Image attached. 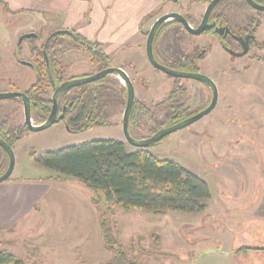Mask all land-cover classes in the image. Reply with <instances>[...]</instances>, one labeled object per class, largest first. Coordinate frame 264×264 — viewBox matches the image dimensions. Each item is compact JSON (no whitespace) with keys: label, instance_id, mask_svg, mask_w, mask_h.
<instances>
[{"label":"rangeland","instance_id":"obj_1","mask_svg":"<svg viewBox=\"0 0 264 264\" xmlns=\"http://www.w3.org/2000/svg\"><path fill=\"white\" fill-rule=\"evenodd\" d=\"M207 1L192 5L189 12L186 6L189 0H178V4L167 0L168 5L158 8L143 25L140 50L115 56L114 66L124 65L135 86L137 100L153 109L159 122H165L170 115L168 107L162 103L172 91L175 79L149 64L146 58L148 35L145 33L159 17L172 12L192 17L195 24L200 23ZM241 7V10H233L236 15L246 13ZM54 29L55 24L48 16L28 11L12 13L0 4V88L16 92L15 87H18L24 91L36 82L35 71L18 65L16 59H35L28 53H32L34 46L41 48ZM177 31L176 28L168 30L157 42L156 51L162 60L168 57L165 52L169 48L192 51L197 44L202 50L205 39H194ZM29 33L39 37L19 46L20 38ZM63 42L58 50L69 70L67 78L98 73L99 67L90 64L84 51L69 41ZM252 54L255 58L230 59L213 47L197 65L218 86L216 109L148 148L156 157L175 161L208 184L211 196L204 211L154 213L124 210L104 202L99 210L92 200L93 192L79 180L58 176L36 163L34 152L41 154L94 140H121L128 151L136 150L127 142L122 129L125 100V104L109 108L110 126H96L85 133L74 134L59 119L46 130L26 132L15 144V169L9 180H42L47 190L42 217L39 216L40 225H33L38 217L28 226L22 225L21 235H13L9 240L15 248L10 243L5 244L1 236L0 245L12 248L27 264H70L74 248L79 247L76 254H80L86 241L93 247L88 258L92 264H111L115 254L106 247L104 250L100 226V217H103L106 227L126 247L128 260L136 259L138 264H191L190 261L198 259L196 264H250L236 258L232 250L251 243V237L255 246H264V52L256 50ZM256 56L261 59L257 60ZM179 84L182 95L178 104L188 107L189 111L199 110L211 102L212 92L207 87L191 79H181ZM0 103H5L0 119L10 118L12 126L24 123L19 102L10 99ZM131 131L139 140L154 135L152 123L145 117L133 125ZM49 177L56 180H46ZM253 213H257L255 219L261 222L258 226L262 230L247 218Z\"/></svg>","mask_w":264,"mask_h":264},{"label":"trees","instance_id":"obj_2","mask_svg":"<svg viewBox=\"0 0 264 264\" xmlns=\"http://www.w3.org/2000/svg\"><path fill=\"white\" fill-rule=\"evenodd\" d=\"M177 24L173 22L170 27L178 29L175 26ZM177 32L180 33L179 29ZM52 37L60 41L64 40L63 37L68 38L88 55L91 63L99 67V71L114 65V59L98 43L74 31H59ZM160 37L159 32L155 45ZM49 50L53 51L54 57L46 51L48 59L39 61L36 82L27 91L36 124L44 123L51 113L54 92L52 81L59 83L65 79L64 67L56 59L54 46ZM175 54L182 61L184 54ZM181 95L182 92L174 90L162 105L177 104ZM125 100L127 90L120 80L106 76L98 82L74 88L61 95L58 102L62 106L63 118L60 120L74 134L85 133L96 126H110L109 108L114 104H125ZM142 117L152 123L153 132L176 122L174 118L165 122L157 121L153 109L136 101L130 116V126L140 122ZM28 131L26 125L12 126L8 117L0 119V138L12 148ZM33 157L37 164L58 173V176L75 178L88 187L94 194L92 200L99 210L104 202L124 210L201 212L206 209V202L211 196L209 186L203 179L175 161L160 159L148 149L128 151L121 140H94L41 154L34 152ZM8 166V155L0 147V176ZM100 226L106 250L115 254L111 264H138L136 259L128 260L126 247L106 227L103 217H100ZM0 264L27 263L8 250H0Z\"/></svg>","mask_w":264,"mask_h":264},{"label":"crops","instance_id":"obj_3","mask_svg":"<svg viewBox=\"0 0 264 264\" xmlns=\"http://www.w3.org/2000/svg\"><path fill=\"white\" fill-rule=\"evenodd\" d=\"M0 4L12 13L28 11L37 16H48L55 24L53 32L74 31L89 41L98 43L114 61L117 53L140 50L144 39L143 25L158 8L168 5L167 0H0ZM135 54L133 53V56ZM46 190L42 180L29 182L17 178L0 184V236L5 244L10 243L13 248V243L9 241L11 236L21 235L22 225L28 226L36 217L38 218L33 225H40L39 216L42 217L41 208ZM256 215L257 213H253L247 218L253 222L252 225L258 226L261 222H256ZM258 229L262 230L260 226ZM77 233L84 235L82 232ZM251 238V243L233 248L232 251L236 258H242L250 264H264V246H255L254 238ZM12 248L0 245V250H8L11 253ZM92 248V245L85 241L82 252L76 254L79 247H75L70 264H92L88 259L92 255ZM198 260H192L190 263L196 264ZM235 262L238 261L235 259Z\"/></svg>","mask_w":264,"mask_h":264},{"label":"flooded vegetation","instance_id":"obj_4","mask_svg":"<svg viewBox=\"0 0 264 264\" xmlns=\"http://www.w3.org/2000/svg\"><path fill=\"white\" fill-rule=\"evenodd\" d=\"M170 1L173 2V4L174 3L178 4V1L177 2H175L173 0H170ZM211 1L212 0H208L206 2L204 14L202 15L201 21L198 24H195V20H193L192 17H189V16H186V15L182 14L187 19V22L189 23L190 27L193 30L194 29H198L202 25L203 20H204V16H205V13H206V10H207V7L211 3ZM252 1H253V3H255V5L264 7V0H252ZM203 3H205V0H198V1L189 0V2L187 3L186 6H187V9L189 10V12H191L192 5H196L197 6V5H202ZM255 5L251 4L247 0H222L221 2H219L216 5L214 10L212 11V13H211V15L209 17L208 23H207L208 26H207L206 30L203 33L199 34V35H195V34L191 33L190 31H188L184 27V25L182 23H180L178 21H175V20H170V21H167V22L163 23L160 26V28L158 29V32L156 34V37H157V35L160 32V36H161L160 39L162 38L163 35H165V33L168 30L174 29V27H170V24H173V22H176L178 24L175 25V26L179 29L180 33H182V34L184 33L186 36L193 37L194 39L203 38V39H205V41H204L205 43L203 44L202 50H200L198 48L197 44L194 46L192 51H190V50L186 51V50H181V49L180 50L179 49L178 50H174L172 48H169L165 52L167 54V56H168V57L165 56L166 57L165 60H162V58L158 55V53L156 51V45L154 43V47H155L154 55H155V58L157 59V61L160 64H162V65H164V66H166V67H168L170 69H173V70H176V71L191 72V73H201V74L206 75L207 77H209L212 80H213V78H211L208 74H206L205 72H202L199 69V67L197 65V62L198 61H202L203 58L205 57V55H207L208 53L211 52V49L213 47H216L219 51H221V53H226L230 57V59H244V58H247V57L255 58V55L252 54L254 51L257 50V51H263L264 52V10L257 9ZM241 6H243L245 8L246 13H244V14H242L240 16L236 15L233 10H236V9L241 10L242 9ZM239 7H241V8H239ZM176 13H178V12H176ZM179 14H181V13H179ZM154 23L152 24V27H153ZM152 27H151V29H152ZM57 32H59V31H56V32L52 33L46 39V41L43 43L41 48H38L36 46L32 47V53H28V55H29L30 58L32 56H34L35 59L33 58L30 61H27L28 59L27 60H23L21 58L19 60L16 59L17 60L16 63L18 65L26 66L27 68H30L31 70L35 71L36 77H37V67H38L39 61H42L44 58L46 60L48 59V54L46 53L47 50H48V53H51V56H53V51L49 50V48L54 46V54L57 55L56 59L58 60L59 63H61V66L64 67L63 71H64L65 79L64 80H60V78H59L58 79V81L60 80L59 83H57L56 80L52 81V84H53V87H54V92L52 93V97H53L56 89L59 86H61L63 83H65V82H67L69 80H72V79H77V78H74V77L73 78H67L66 74H67V72H69V70H67L66 64H64L63 60L61 59V53H59L60 49L58 50V48H60L62 46V44L64 43L63 41H69V42H71V41L68 38H65V37H63L64 40H61V41L58 40V39H54L52 36H53V34H55ZM149 32L150 31L146 32V33H148L147 35H149ZM260 36L263 38L262 40L259 38ZM25 41H27V40H24L22 42V44ZM175 53H183L184 54V58L182 59V61H179L176 58L177 54H175ZM146 58H147V55H146ZM256 59L260 60L261 58L259 56H256ZM90 64L93 66L91 61H90ZM123 66H124L123 64H119L118 66H114L113 65L111 67H121L124 70ZM106 69H108V68H106ZM103 70H105V69H103ZM103 70H101V71H103ZM101 71H98V73L101 72ZM160 72H162V71H160ZM113 77L119 79L121 84L126 88V85L124 84V82H123V80L121 78H119L117 76H113ZM168 77L175 79V84L173 85V88H172V91L170 92V94L174 90L182 92L181 89H180L181 86L179 84V80H181V79H176V78L171 77V76H168ZM193 81L203 85L204 87H207L212 92V90L210 89L209 86H207V85H205V84H203L201 82H198L196 80H193ZM131 82H132V80H131ZM214 83L216 84L215 81H214ZM14 86H15V84H14ZM133 86H134V84H133ZM216 86H217V84H216ZM15 88L18 89L16 92L24 93L26 95H27V91L29 90V89H27V90L22 91L18 87H15ZM134 88H135V86H134ZM217 88H218V86H217ZM71 90H69V91H71ZM126 90H127V88H126ZM218 91H219V89H218ZM4 92H8V91H5L3 89V87L0 88V93H4ZM135 98H136V90H135ZM212 98H213V93H212ZM127 99H128V92H127ZM15 101L19 102L20 105L22 106L23 118L25 119V117H24V109H23L24 107H23V103H22L21 99L15 98ZM58 101H59V99H58ZM136 101H138L137 98L135 99V102ZM138 102H140V101H138ZM31 103H32V101H31ZM140 103H142V102H140ZM210 103L208 105H206L205 107H203V108H201L199 110H196L194 112L189 111V108L185 107L181 103L180 104L177 103L175 105L174 104H172V105L170 104L169 106H167L170 115H168V117L166 118V121H168L170 118H174L176 122L174 124H172V125L167 124V127L173 126V125H175V124H177V123H179V122H181L183 120H186V119H188V118L200 113L201 111L206 109L210 105ZM0 105H1L0 106V112L4 111L5 108L2 107L3 103H0ZM181 105H182V107H181ZM58 106H59V102H58ZM31 108H32V106H31ZM178 108H180V109H178ZM61 113H62V106H59L58 117H61ZM32 120H33V123L36 124L35 117H34V114H33V110H32ZM19 125H26L25 121H24L23 124H19ZM36 125H40V124H36ZM122 126H123V122H122ZM131 128H132V126L129 125V130H130V133L132 135ZM159 130H161V129H159ZM158 131H156V132H158ZM156 132H154V134Z\"/></svg>","mask_w":264,"mask_h":264},{"label":"water","instance_id":"obj_5","mask_svg":"<svg viewBox=\"0 0 264 264\" xmlns=\"http://www.w3.org/2000/svg\"><path fill=\"white\" fill-rule=\"evenodd\" d=\"M173 1L177 2L178 0H173ZM221 1L222 0H212L211 1L209 6L207 7L203 23L198 29L193 30L190 27L189 23L187 22V19L183 15L176 13V12H173V13H168V14H165V15L159 17V19H157V21L154 23L152 29L150 30L149 35L147 37V42H146V55H147V59H148L149 63L155 69L162 71L163 73H165L168 76L174 77L176 79H192V80H196L198 82H201V83L209 86L210 89L212 90L213 98H212L210 105L206 109L201 111L200 113H198V114H196V115H194V116H192L186 120H183V121H181V122H179L173 126L162 128L161 130H159L158 132H156L154 135H152L149 138L139 140V139L134 138L130 133V130H129L130 116H131V112H132L133 106L135 104V99H136L135 98V88H134L133 83L131 82L129 76L121 67H110V68L105 69V70H103V71H101L95 75L84 77V78L72 79V80H69V81L63 83L61 86H59L56 89V91L52 97L53 106H52L51 113H50L49 117L47 118V120L44 123H42L40 125H35L33 123L32 108H31L32 103L26 94L20 93V92L0 93V101L10 100V99H15V98L21 99V101L23 103V107H24L23 109H24V117H25L26 126L32 132H40V131L46 130L49 127L53 126L59 119L63 118V116L58 117V109H59L58 99L63 93H65V92H67L73 88H76V87H80V86H83L86 84H91V83L97 82L106 76H117L123 80L124 84L126 85L127 92H128L127 106H126V109L124 112L123 126H122L125 139L127 140V142L130 145L134 146L137 149H148V148L160 143L161 141H163L165 138L169 137L170 135H172V134H174V133H176L182 129H186V128L190 127L191 125L198 122L199 120H201L205 116L209 115L216 108L218 101H219L218 88H217L216 84L214 83V81L212 79H210L209 77H207L206 75L201 74V73L176 71V70L170 69V68L160 64L157 61V59L155 58V55H154V43H155V38H156V34L158 32V29L160 28V26L163 23L170 21V20H175V21L182 23L184 25V27L188 31H190L191 33H193L195 35H199L206 30V28L208 26L207 23H208V20H209V17L211 15L212 11L216 7V5ZM247 1L250 2L251 4L255 5V3H253L252 0H247ZM255 6L257 9L264 10V7L257 6V5H255ZM38 37L39 36L36 33L25 34L20 38L19 45H21L24 40L37 39ZM0 147L3 148V150L7 153L8 158H9V166H8L6 172L0 176V184H2L4 182L8 181L14 172L15 154H14L13 148L6 141H4L1 138H0ZM216 254H219V255L225 256V257L230 256V254H227V253H218L217 252Z\"/></svg>","mask_w":264,"mask_h":264}]
</instances>
